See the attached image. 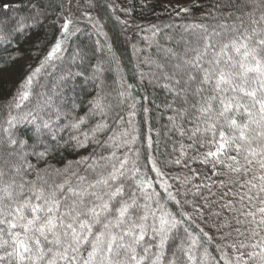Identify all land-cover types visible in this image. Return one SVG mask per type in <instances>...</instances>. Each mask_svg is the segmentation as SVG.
<instances>
[{"label":"snow or ice","instance_id":"obj_1","mask_svg":"<svg viewBox=\"0 0 264 264\" xmlns=\"http://www.w3.org/2000/svg\"><path fill=\"white\" fill-rule=\"evenodd\" d=\"M49 7L32 3L7 30L0 21V46L27 38ZM77 7L104 38L90 71L59 67L66 54L69 64L87 58L69 53L80 29L60 0L58 35L0 99V264H264V0H191L172 9L183 22L141 30L146 47L132 45L139 82L161 89L156 108L170 113L159 128L121 74L102 17ZM25 55L17 44L0 56V85ZM76 76L96 87L83 115L63 98ZM22 124L33 126L31 142L17 135ZM62 150L83 154L57 168L51 158Z\"/></svg>","mask_w":264,"mask_h":264},{"label":"trees","instance_id":"obj_2","mask_svg":"<svg viewBox=\"0 0 264 264\" xmlns=\"http://www.w3.org/2000/svg\"><path fill=\"white\" fill-rule=\"evenodd\" d=\"M83 10L89 12L93 17L101 18L102 22L105 24V31L108 33L110 41L115 39L114 48L117 54L120 56L122 65V75L125 77L128 83L135 85L133 88V94L136 95L137 100L141 104H145L150 107L151 112L148 114L150 116V123L152 127L159 128L161 124L167 123L166 116L170 113H164L163 109H157L156 105H162L165 100V93L159 89L145 88L140 84L137 75L136 56L133 55L132 45L136 44L138 47H146L145 42L141 39L142 36L148 35L146 31H141L142 29H147L152 24H157L163 26L165 23H181L183 22L180 18L175 17V12H173V3L175 0H91L92 6L89 7L84 0ZM51 3V7L47 8V18H44L42 23L37 26V28L31 32V34L24 39L19 36L14 37L13 46L7 48V51L0 46V56H7L8 53L15 50L17 44L20 45L22 50L25 52V59L17 62V76L13 78L12 82L7 85H0V99L11 94L10 90L15 85V80L22 74V66L25 65V61L31 63L33 67L37 66L44 54L48 50V47L58 35L59 25L55 24L56 12L59 11L57 4L60 0H0V21L7 20L8 23L5 25V30L12 27L15 23L14 17L28 16L32 13L31 4L41 3L44 4ZM83 2V1H82ZM201 3L205 0H200ZM65 11L70 9V5L67 0H64ZM4 4L14 5L10 9H4ZM108 4H112L113 7H107ZM97 5L103 8V14ZM19 6V7H15ZM121 8L131 9V14L126 16L124 12L120 11ZM178 10V9H177ZM200 10H197V15ZM77 23L74 27H79L80 31L76 33L75 36L71 37L68 47L69 53L72 50L79 49L82 53L87 54V58L83 64L77 61L74 64H69L68 54L65 55L64 63L60 64V69L70 68L73 73L77 71H84L86 74L90 71V65L94 64L97 58H100L102 54L99 51L95 52L97 48L96 41L100 40L101 44L104 43L103 37H97L95 29L92 28L91 24L86 18L81 16V9L76 15ZM119 16L121 19H128L131 27L125 28L121 25L116 17ZM139 26V27H137ZM39 41V46H36V42ZM29 52H34L35 55H28ZM105 76L110 77L108 80L109 84H112L111 77H114V73H105ZM114 86V85H113ZM95 85L85 80L84 77L76 76L70 78L66 86L63 88V98L67 101L66 110L71 109V104L76 103L80 105V108L75 115H83L88 108V101L95 94ZM147 95L150 101H144L141 98ZM131 103V101H129ZM125 114L126 112L122 113ZM55 119V117H53ZM72 117L71 115L67 119H61L60 123H67ZM135 122H141V114L138 113L134 118ZM85 128L87 125L84 126ZM148 125H142L141 131L147 132ZM20 132L17 135L23 139H29V142L34 139V128L32 125L22 124L19 126ZM15 132L16 130L13 129ZM64 138L69 135V130L66 129L62 133ZM103 139V137H101ZM139 146V145H138ZM170 151V147L167 149ZM161 152L165 151V147L162 144L160 148ZM83 153L73 152L71 150H62L54 154L51 158V162L57 167L62 168L66 160H74L78 155ZM33 162H35L33 160Z\"/></svg>","mask_w":264,"mask_h":264},{"label":"rangeland","instance_id":"obj_3","mask_svg":"<svg viewBox=\"0 0 264 264\" xmlns=\"http://www.w3.org/2000/svg\"><path fill=\"white\" fill-rule=\"evenodd\" d=\"M8 1L9 0H7V2ZM84 2H85L84 0H79L80 5H83ZM173 3H176V5L187 6L189 3H191V0H175ZM70 10L72 11L73 15H76L78 11H80V9L77 7V0H72V4L70 5Z\"/></svg>","mask_w":264,"mask_h":264}]
</instances>
